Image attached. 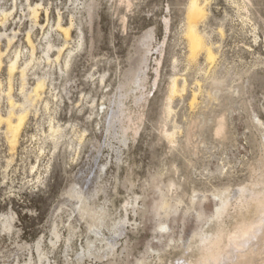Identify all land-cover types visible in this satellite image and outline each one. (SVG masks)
Listing matches in <instances>:
<instances>
[{"label":"rangeland","instance_id":"rangeland-1","mask_svg":"<svg viewBox=\"0 0 264 264\" xmlns=\"http://www.w3.org/2000/svg\"><path fill=\"white\" fill-rule=\"evenodd\" d=\"M189 3L0 0V264H197V233L258 218L264 0H207L213 61Z\"/></svg>","mask_w":264,"mask_h":264},{"label":"bare ground","instance_id":"bare-ground-1","mask_svg":"<svg viewBox=\"0 0 264 264\" xmlns=\"http://www.w3.org/2000/svg\"><path fill=\"white\" fill-rule=\"evenodd\" d=\"M207 0H190L188 13H187V38L190 49L191 58H196L199 55L205 54L207 60L213 61L215 59V51L211 44H209L202 31L200 30V22L202 21V17L205 14V3ZM60 30L67 36L70 35V27L58 25ZM32 43V42H31ZM191 61V60H190ZM193 61V60H192ZM195 61V60H194ZM16 61H14L10 70L13 71L16 67ZM177 81V80H176ZM42 84L37 85V88L34 89L39 90ZM174 83L172 87L173 94L177 92L179 88ZM177 90V91H176ZM180 90V89H179ZM195 95V94H194ZM38 96V95H36ZM16 104V103H15ZM1 118V117H0ZM2 121L7 126V133L10 134V142L11 145L17 142L19 138L18 135L20 133L21 127L24 122V116L22 114H15L14 112L2 118ZM243 190L242 192H244ZM256 194H260V199L256 200L250 195V199L246 202V207L255 208L256 213H258V218L250 221H245L240 225L246 226V231H250L251 235L247 239L240 240L239 243H230L235 237L236 232L226 233L224 230H219L222 237H225L224 240V251H223V263L225 262H237V264H242V261H239V257H242L243 261H248L246 263H251L254 257L256 256V251L253 249V244L257 241H264V192H259ZM82 199V196L79 197ZM220 207L217 209V216H221L224 211L227 209L228 201L227 199H221ZM245 204V203H244ZM243 204V205H244ZM82 206V205H81ZM200 213V212H199ZM201 215H199L200 217ZM239 226V225H238ZM58 235V234H57ZM258 243V242H257ZM39 246V245H38ZM40 247V246H39ZM238 252L240 253L237 258H235L234 254ZM198 264V262H197ZM236 264V263H233Z\"/></svg>","mask_w":264,"mask_h":264},{"label":"clouds","instance_id":"clouds-1","mask_svg":"<svg viewBox=\"0 0 264 264\" xmlns=\"http://www.w3.org/2000/svg\"><path fill=\"white\" fill-rule=\"evenodd\" d=\"M252 196L253 199L259 200L260 194L250 193L245 190L241 193V199L245 197ZM223 218H221L219 223H222ZM245 225L237 226L235 232V237L230 243H239L242 239H247L251 235L250 231H246ZM193 239L197 244V248L200 253V258L198 264H223V251H224V240L220 231H201L197 233Z\"/></svg>","mask_w":264,"mask_h":264}]
</instances>
